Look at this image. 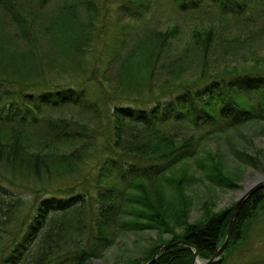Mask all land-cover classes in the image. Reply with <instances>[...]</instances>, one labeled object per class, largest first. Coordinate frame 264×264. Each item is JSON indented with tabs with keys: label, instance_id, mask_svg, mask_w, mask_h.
<instances>
[{
	"label": "trees",
	"instance_id": "trees-1",
	"mask_svg": "<svg viewBox=\"0 0 264 264\" xmlns=\"http://www.w3.org/2000/svg\"><path fill=\"white\" fill-rule=\"evenodd\" d=\"M168 1L180 14L201 19L193 30V46L207 58L216 45L213 19L230 16L236 27H254L264 11V0ZM153 2L0 0V10L10 19V27H0V264H88L102 258L122 229L171 230L170 221L187 224L185 192L192 177L183 169L177 172L198 156L205 140L201 131L213 127L209 131L213 135L223 134L264 123L261 66L203 70L192 81L184 75L166 77L157 92L152 77L161 56L173 52L179 26L166 31L130 27ZM109 31L116 35L112 42L107 39ZM12 41L21 42L26 50L12 48ZM175 57L163 67L166 74L182 73L181 57ZM46 60L58 67L54 81L48 77ZM77 69L90 72L81 78ZM144 77L147 83L130 86L135 78ZM111 82L121 87L114 88ZM91 84L103 101L91 97ZM136 88L142 93L136 95ZM110 103L112 107L103 112L102 105ZM75 109L78 117L71 115ZM102 119L107 123L104 134H98L99 146L89 150L85 138L91 130L83 127ZM240 154L251 157L246 151ZM91 158L94 174L84 189L53 186L83 171ZM208 168L214 186H235V175H226L213 164ZM164 182L177 193L178 204L159 191ZM14 188L33 190L30 210L24 211V192ZM131 193L137 207L149 211L132 206V213L127 207ZM154 198L155 203L150 201ZM263 211L264 186L243 203L228 252L247 242ZM134 214L154 224L127 220ZM232 214V209L224 210L189 225L172 240L186 243L160 252L152 264H195V250L199 259L210 260L227 238Z\"/></svg>",
	"mask_w": 264,
	"mask_h": 264
},
{
	"label": "rangeland",
	"instance_id": "rangeland-1",
	"mask_svg": "<svg viewBox=\"0 0 264 264\" xmlns=\"http://www.w3.org/2000/svg\"><path fill=\"white\" fill-rule=\"evenodd\" d=\"M126 1L129 2V0ZM114 15L115 17L118 16L116 13ZM122 16L125 18L123 14ZM138 17L140 20H136L133 24H130V27L142 28L143 31L154 28L166 31L167 29L179 26L177 27L179 34L173 41V52L161 56L155 69L157 75L152 77V82L156 86L157 92L161 89L160 85L166 81V77L176 78L177 76L184 75L185 80L192 81V79L198 77L203 70L213 73L215 70L226 69L235 71L244 67H264V11L259 13L257 25L254 27H247L246 24L242 27H236L234 25V20H231L232 18L230 16L225 17L223 21L220 19H213L217 25L215 27L217 31L213 36V38L216 37V45L214 49L210 51L208 58L203 56V53L198 47L193 46V35L195 33L193 30L198 29L196 25H199L201 21V19L197 18L195 15L180 14L168 0H154L152 7L148 9L145 16ZM117 18H121V16L119 15ZM204 19L207 20L210 19V17ZM9 22L10 19L4 14V11L0 10V27H10ZM124 22L126 25L128 19H125ZM108 27L114 26L108 25ZM115 27L117 26L115 25ZM115 36L114 31H109L107 34L108 41L112 42ZM10 46L17 50H26V47L18 41H12ZM176 55L181 57V62L178 66L181 68L180 70L182 73H173V75L166 74V70H164L163 67H167L170 60ZM175 58L178 59V57ZM32 64V62L29 63L28 69H31V76L34 77L35 73L32 70L34 66H32ZM45 65H47L49 71H51L48 73V77L51 78L50 81H54L56 77L59 76V72H55L58 67L52 68L47 60ZM79 70L80 69H77L75 73L81 78H83V76H88L90 72L88 70L87 74H85V72L81 73ZM178 71L179 70H177V72ZM126 73L129 75L128 72ZM160 74H162V76H160ZM135 75L137 76L138 74L135 73ZM143 80L144 81L137 80V78H135V81H133L130 86L136 87V83L143 85L148 82L145 77ZM112 85L114 88L121 87L117 82L113 84L111 82L110 86ZM110 86H107L105 89L107 95L111 94ZM130 86H126V88L132 89ZM142 91L143 89L136 88L135 94H141ZM89 92L94 100H104L95 84L89 86ZM108 107H112V103L107 106L102 105L101 109L104 112ZM73 114L78 117L80 113L75 109L71 115ZM85 118H87V116ZM90 118L91 117H89V119ZM106 123V119H102L98 122L88 121L86 126L83 127V129L88 127L91 130L87 132L90 137L85 138L88 140L89 145L87 147L89 150L97 148V145L99 146L98 143L100 140L98 139V134L104 132ZM212 129L213 127L205 128L201 131L205 140L202 141L199 146V150H201L198 156L189 160L190 162L187 166L179 169L177 172L179 175L183 169L188 174L187 177H192L190 182L186 183L188 188L185 192L189 199L187 224H182L180 226L176 222L170 221L171 230L147 228L138 231H128L122 229L118 233L119 235L117 236L116 243L103 253L102 258L91 260L88 264H146L154 249L158 248V252L160 247L173 244L174 242H172V240L174 237H176V235H183L189 225L200 222L224 210L232 209L233 213L236 204L242 198L243 193H246L251 187L250 185L264 180V123H250L244 127L233 129L223 134L213 135L209 132ZM192 132L194 131L188 130V133ZM207 132H209V134H206ZM103 134L104 133H101V135ZM242 151H246L251 157L247 158L241 156L240 153ZM212 160L217 163H213ZM94 162L95 160L91 158L83 166V171L73 176L63 177V179L53 183V186L57 188L59 186L81 185V188L84 189L85 184L88 185L91 181V177L89 178L88 176L94 174ZM212 164L216 167H222V172L226 175L237 176H233L235 186H214L213 182L207 177L209 172L208 166L211 167ZM30 188L29 190L14 188V190L24 192L23 199L26 201L24 211L30 210L32 203H34L33 190ZM159 191L173 202L177 200L178 204V195L175 193V190L171 189L168 182L161 184ZM134 194H137V192ZM150 201L155 203V198ZM157 202L158 200L156 203ZM205 203H207L209 209L208 216L205 213ZM132 206L136 209H141L133 202L131 193V197L127 202V207L130 208L133 213L131 209ZM141 211H149V208L145 209V207H143ZM131 218L127 220H130V222L137 220L140 224L144 225L149 221L146 220L145 216L142 214L136 216L134 214ZM149 223L154 224L150 221ZM175 243L177 242L175 241ZM227 250L228 246L221 256L223 257V262L221 264H264V211L252 224L247 242H243L237 248H231L229 252ZM161 252L164 251L161 250ZM206 262L207 261L201 259L195 260V264H206Z\"/></svg>",
	"mask_w": 264,
	"mask_h": 264
},
{
	"label": "water",
	"instance_id": "water-1",
	"mask_svg": "<svg viewBox=\"0 0 264 264\" xmlns=\"http://www.w3.org/2000/svg\"><path fill=\"white\" fill-rule=\"evenodd\" d=\"M263 186H264V180H261L259 182L254 183L247 190V192L243 194L242 198L238 201V203L236 204V207L234 208V211H233V214H232L231 223H230V226H229L228 235H227V238H226L225 243L220 248L217 249V251L215 252V254L213 255V257L209 261H207L206 264H220V263H222L223 257H221V256L224 254V252H225V250H226V248L228 246V243H229L230 238H231V235H232V230H233L235 221L237 219L238 213H239V211H240L243 203L246 201V199L250 195H252L256 190L262 188ZM185 243H186L185 241H179L177 243L168 244V245H164V246L160 247V249L157 252V254L155 255V257L150 262H148L146 264H152L155 261L158 253L161 252V250L162 251H166V250H168L170 248H173L175 246H178L179 244H185ZM198 259H199L198 258V251L195 250V260H198Z\"/></svg>",
	"mask_w": 264,
	"mask_h": 264
},
{
	"label": "bare ground",
	"instance_id": "bare-ground-1",
	"mask_svg": "<svg viewBox=\"0 0 264 264\" xmlns=\"http://www.w3.org/2000/svg\"><path fill=\"white\" fill-rule=\"evenodd\" d=\"M253 184H254V183H252L250 186H252ZM250 186H249V187H250ZM243 194H244V193H243Z\"/></svg>",
	"mask_w": 264,
	"mask_h": 264
}]
</instances>
